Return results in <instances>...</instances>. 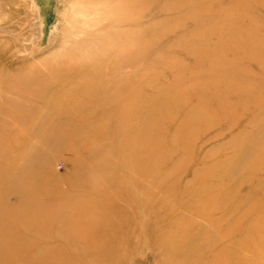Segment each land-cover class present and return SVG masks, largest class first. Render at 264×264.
<instances>
[{
  "label": "rangeland",
  "instance_id": "374dc122",
  "mask_svg": "<svg viewBox=\"0 0 264 264\" xmlns=\"http://www.w3.org/2000/svg\"><path fill=\"white\" fill-rule=\"evenodd\" d=\"M64 61L66 68L80 65L76 67L79 70L72 71L70 82L87 83L89 77L91 82L102 80L97 86L103 85L110 94L109 76L115 82L120 78L130 80L134 77L135 86L130 80L121 83V89L128 92L136 87L141 95L146 93L145 105L156 101L159 108L164 112L166 108L170 115H174L172 110L177 107L180 111H176V123L186 113L193 123L186 132L189 134L181 132L178 136L176 150H173L172 140L176 138L174 132L177 128L176 123L169 122L170 116L158 129L147 123V133L144 129L138 132L135 144H142L143 154L146 157L157 155L161 148L165 159L163 154L158 161L152 159L146 168L145 178L137 181L138 184L123 181L124 189L127 184L132 191L130 198L125 192L118 194L111 185L116 174L111 166L97 174L95 188L90 191L82 188L85 182L81 178L71 184L72 190L67 189L69 184L64 178L73 169L72 162L78 159L79 154L70 153L63 148L64 144L58 145L60 148L56 152H51L50 145L40 140V134L26 132L22 137V142L26 141L23 150L17 152L14 145L10 148L11 153L16 158H26V150L31 153V148L44 146L48 162L44 160L41 164L40 174L44 176L43 180L59 185L60 189V192L44 193L48 198L44 197L46 195L37 196V199L43 197L47 200L54 196L59 201L57 207L50 199L44 203L51 205V210L45 207V216H49L47 208L48 212L55 213L61 208L60 202L70 203L77 197L92 199L97 192L103 196V204H109L106 200L113 195H120L117 203L126 215L115 217L108 224L110 229L100 233L103 225L96 223L99 220L97 212L92 218L89 215L78 216L88 203L83 204L81 209L84 210H74L73 206L68 211H59L63 221L66 219L65 223L62 220L61 224L58 223L61 226L31 234L24 229L19 230L27 234L21 245L42 246L39 248L52 252L62 246L60 242L64 241L59 240L62 236H68L69 242H73L74 235H79L71 223L80 219L85 221H80L85 226L82 228L89 227L96 232H91V237L108 242L106 247H100L102 250L117 252L113 264H186L177 263L175 257L183 252L179 250L182 247L180 242L184 244L187 241H192L188 246H193L194 251L207 249L208 242V248H212V244H215L214 248L218 244L223 246L231 257V264H243L244 260L255 264L250 253L252 243L245 239L252 238L255 231H251V226L254 223L255 226H264V210L261 213L264 208V164H256L261 169H256L255 174H252L253 165L250 164L253 156L258 155L255 146L264 154V0H0V116L12 109L14 101L11 97L14 99L15 96L9 89L18 85L14 80L7 82L4 76L20 75L37 82L44 78L48 81L51 76L63 74L58 66ZM144 70H147V75L143 74ZM68 73L66 70L64 75ZM143 76L146 77L139 79ZM147 83H151L150 89ZM57 84L52 83L50 89L61 85ZM24 89L23 100L32 102L29 85ZM51 95L52 92L48 94ZM219 105L222 110H231L232 113L229 120L223 121L224 124L213 123L214 112ZM156 114L154 110L151 119ZM202 114L210 118L206 128L198 122ZM84 117L82 122L98 118ZM35 118L36 122H42L41 117ZM101 119L103 121L93 124H105L106 117ZM107 123L106 129L112 122ZM150 123L154 124L155 120ZM7 125L10 126L9 123ZM8 130L0 136L3 142L1 149L21 141L18 133L21 130ZM43 130L41 126L39 131ZM191 136L192 139H188ZM86 137L96 142L99 151L110 150V157L118 159L121 164L117 168L120 175L127 172L125 155L121 156L116 151L112 131L102 135L87 132L74 136L73 140L84 142ZM121 143L124 147L125 141ZM245 146H249L251 152H245ZM150 169L156 176L147 177ZM232 169L236 172L230 173ZM204 175L207 180H204ZM62 183L66 184L63 186ZM206 199L207 204H202ZM96 205L97 200L93 198L89 206ZM125 216L128 218L123 227L126 231H121V223L115 220ZM86 220L94 221L87 223ZM107 220H112V216ZM99 225L101 229L97 228ZM213 235H217L219 241ZM45 236H49L48 239ZM121 237L129 238V242L121 241ZM44 243H49V246ZM50 245L53 246L51 250ZM69 247L66 252L71 254L75 246ZM62 250L64 253L65 247ZM98 253L102 254V251ZM85 258L89 260L88 264H96L95 253L89 248ZM260 260L258 264H264V253Z\"/></svg>",
  "mask_w": 264,
  "mask_h": 264
},
{
  "label": "bare ground",
  "instance_id": "6f19581e",
  "mask_svg": "<svg viewBox=\"0 0 264 264\" xmlns=\"http://www.w3.org/2000/svg\"><path fill=\"white\" fill-rule=\"evenodd\" d=\"M58 67L63 72V74H59L61 76H51L48 81H46V78H44L42 82H37L35 80L29 79L28 76H20V75L6 76V77L4 76V79L8 80L7 82L10 83L11 80L12 82L14 80V82L18 85L17 86L14 85L15 87L9 89V90H12L14 93L13 94L15 96L14 99H12L11 97V100L14 101L12 103L14 104L12 105V103L10 102L12 105L11 106L12 109H10V111L4 112V114L0 116L1 117L0 136L5 135V131L7 129H9L10 131H13L14 129V132H15L16 131L15 128H18L19 130H21L20 132H18L21 134V141L17 142L19 144L14 143V144H11L10 146H6V148L4 149L0 148V264H88L90 262L88 259L86 260L85 258L86 250H88V248L95 253V259L97 258L96 264L97 262L99 264L100 263L99 261H104L106 264L107 263L113 264L114 260H116L115 257H117V252H114L112 249H107L105 251V248L102 250V248L100 247H104V246L106 247L108 242H106L105 240H101V238L91 237L92 233L95 231L94 229L92 231L91 228L89 227L82 228L83 223L81 224L80 221L85 222L84 220L79 219V221L76 220V222L74 223L71 220L72 222L71 224L72 225L74 224L72 226L73 228L72 227L71 228L74 229L75 231L80 232L79 235L78 233L74 235L75 239L71 237L72 235L69 237V238L74 239L73 242L71 240L69 242V240L67 239L68 236L63 237L61 235L62 238H59V240L62 239L61 241H64V242H60L62 246H60L58 249L52 252H48L46 250L44 251L45 248L40 249L39 247H42V246L35 247L33 245L32 246L21 245V241L25 238L27 234L19 230L24 229L25 230L24 232L27 231L30 234L31 232L33 233V231L40 233L43 230L48 229V228H50L51 230V227L55 226L56 228V225H59L58 223H60L61 220H62V223L66 221V219H64L63 221V219L60 217L61 214L59 213V211H62V212L68 211L69 208L73 206H75L76 208L75 209L73 207L72 209L74 210H77V208H79L80 210H84L81 208L83 207V204H87V203H88V205H86L87 208H85L84 211L79 212L78 216L79 215H89L92 218L94 216V212L96 211L97 212L96 217L99 218L98 222L96 221V223L101 222L103 225L102 226L103 229L101 230L100 233H105L107 229H110L108 227V224L111 221H113L115 217H117L118 215H126L125 211H123L117 203V199H118L117 196H120V195H117V196L113 195L112 197H110L109 200H106L110 202L109 204H106V203L103 204L102 202L103 196L98 192H97V196L92 197V199L91 198L87 199V197L82 199L83 193H85L83 192L81 199L77 197L75 199H72L73 202H70V203L66 202L65 204L60 202L61 208L59 211L57 209L55 213L54 212L52 213V211L48 212L51 210V207H49L51 205L49 203V206H47V204H44V203H48L47 201L50 199L51 200L50 202L53 204V206L57 207V205H59V203H57L59 202L57 198L56 197L53 198L54 196H51L50 194L49 195L52 198H49L48 200L43 199V197L42 199L41 197L37 199V196H40V195L44 196L51 191H56V190L59 191L60 189L58 187L59 186L58 183H57L58 186L51 185L50 182L43 180L44 176H41L40 174L41 173L40 166L41 164H43L44 160L45 161L47 160L46 158L48 157L47 154L45 155V150H46L45 147L42 145H39L36 148H31L32 154L30 153V151L26 150L27 152L26 158H21V156L19 158H16L10 151V148L13 147L14 145H15L17 152H21L23 150V145L24 143H26V141L23 140L22 142V137L26 134V132L33 131L34 135L40 134V140H42V142H46L45 143L46 145L48 144L50 145L51 152H56L58 148H60L58 145L64 144V147L63 146L61 147L66 148L70 153L79 154L77 155L78 157L76 156L78 159L72 162L73 169L70 170L69 174L67 173L68 175L64 178L65 181H67V183L69 184L67 186V189L72 190L71 188L74 182L77 183L78 179L81 178L80 180L82 182L83 181L85 182V185H82V188L87 190V192L90 191V189H92L95 183V177L96 176L98 177L97 174L100 175L101 171L104 172V170L108 166H111L113 170H116V174L113 177L112 181L110 182L111 185L114 186V189L118 194L125 192L124 194L129 195V198H130L132 196V193H131L132 191H130L131 189L129 188L127 184L124 189L123 181L126 183H130L131 185L133 183L138 184L137 181H140L143 178H145L146 168L148 167V164L151 162V160L155 159L158 161L161 155L163 154L162 149L158 147L160 151L159 154L149 155L148 157H146L143 154L144 149L142 148V144L139 142L135 144V137L138 138V132H142L143 129H144L145 134L147 133V129H146L147 123L150 127L154 129H158L160 125L162 124L163 120L169 116L171 117L169 122L176 123L177 121L176 111H180V109H177V107H175V110H172L175 112L174 115L172 113L170 115V113H166L170 111L165 108L166 112H164L162 109L159 108V105L156 101L152 102L153 106L151 104L145 105L146 93H144V95L143 94L141 95L138 91L139 89L137 90L135 89L136 87H133L132 90L128 92L125 89H121L120 87L121 83L125 84L126 81H130V80L134 83V86H135V78L132 76H131L132 79L130 80L129 79L127 80V78H120L121 80L119 79L120 81L118 82H115V80H113L112 77L109 76L110 77V80L108 82V86L110 88V94H109V91L105 89L106 87L105 88L102 87L103 85L100 87L97 86V84L102 82V80L101 81L99 80V82H91L92 78L89 77L87 83H81L78 81L70 82V78L73 75V74L71 75L72 71L79 70V68L77 69L76 67H80V65L75 64L72 67L66 68V61H64ZM66 70H69V73L64 75L66 73ZM146 71L147 70L142 71L144 75L148 74ZM78 73L80 72L78 71ZM145 77L146 76L139 77V79L140 78L144 79ZM54 82L58 83L59 85L61 84V85L50 89V85ZM62 83H66V84L62 85ZM25 85H29L30 87L29 94H30L32 102H28L26 100H23L22 98V95H25L26 93V90L24 89ZM146 86L148 89H150L152 85L151 83H147ZM237 88H239V86ZM229 91L230 90L228 89V92ZM235 91L237 92L236 87H235ZM51 92H52V95L48 96V94ZM237 94H239V92ZM156 96L157 95H154V97ZM222 96L223 95H221V97ZM242 96L243 95L241 94L240 97ZM32 104H34L33 107H32ZM222 108L223 107L219 105L216 110L214 109L215 112L213 111L214 112V117H213L214 122L213 123L219 124L222 122L224 124L223 121H226L227 119L229 120V117L232 115L231 110L227 112L226 110H222ZM154 110H156L157 114L156 116L153 115L151 119V116ZM245 114L247 115L248 113H245ZM87 115L93 116V117L96 116L98 118L96 119L94 118L90 122H88V120L85 122H82L81 120L83 119V117L84 116L87 117ZM187 115L188 113L183 115L180 118L181 120L179 119L180 121L177 122L175 125V128L177 129H175V132H174V137L176 138L172 140V144L174 146L173 150H176V145H177V141L179 138L178 136L180 135V133L184 132L185 134H189L186 132L187 130H190V128L188 127L191 123H193V121L187 118ZM35 117H41L42 122H36ZM101 117L102 118L106 117V120L104 122L107 126H108L107 121L112 122L111 126L108 129H106V125L103 123H100V124L97 123L95 125L93 124L94 122H97V121H103ZM150 119L151 121L155 120V123L151 124ZM209 120L210 118L208 117L207 114H202L201 116L198 117V122H200V125L203 126L204 128L208 127ZM7 123H9L10 126H8ZM41 126L44 128L42 132L39 131L41 129ZM9 130L7 132H9ZM106 131H112V135H113V139L115 143V149H117L116 151L121 156L125 155V157L123 158H125L127 162V165H126L127 172L126 173H123L120 175L117 168L118 166H121V164L117 161L118 159H112V157H110V150L106 152L99 151L96 148V142L94 143V140H91L88 137L84 138L85 139L84 142L81 139L80 141H78L77 139L73 140L74 136L76 135L77 136L83 135L84 133H87V132L88 134L94 132L96 135H102V133ZM184 133H182L181 135H183ZM190 138L192 139V136L189 137L188 139ZM123 141H125L124 147H122V143H121ZM1 143L3 142H1L0 140V144ZM243 150L245 152L247 151L251 152V148L249 146H245ZM255 150L258 152V155L256 157L253 156L254 161H252L253 159L250 160V164L254 166V167L253 166L251 167V169L253 168L252 174L256 173V169H261L257 167L256 164L258 165L264 164L263 163L264 154L262 155L263 150L259 151V148H257V146H255ZM64 151L66 152V150ZM5 153H8V154H5ZM69 155H72V154H69ZM12 156L15 157L16 159H12ZM113 157L115 156L113 155ZM162 158L165 159V154H163ZM48 159H51V158H48ZM117 162H118V165H115ZM79 167L83 170L81 171ZM87 167H90V169ZM13 168L15 169L14 174H13V171H14ZM233 171L234 169H232L230 173L236 172V171L234 172ZM150 176L151 177L156 176L152 169H150L147 172V177H150ZM116 178L119 179L118 182ZM98 180L100 179L98 178ZM103 180H106V179L103 177ZM204 180H207V177L205 175H204ZM50 181H51V178H50ZM234 183L236 184V182ZM65 184L62 183L61 185L64 186ZM98 186H101V185H98ZM64 193L66 194V192ZM47 196L48 195L44 197H47ZM11 197L14 198V200L11 201L10 200ZM93 198L97 200V205L95 207L94 206L90 207L89 205H91ZM207 201L208 199L204 200L202 204L203 203L207 204ZM126 203L128 204L129 202L126 201ZM45 207L50 208V210L49 208H47L48 211L46 210L47 213H49L48 217L45 216L46 214H44ZM263 210L264 208H262L261 213L263 212ZM64 214H67V212H64ZM69 214L70 213L68 212V215ZM111 216H112V220L108 221L107 218L108 217L110 218ZM127 220L128 218L126 216L121 220H115L116 222L121 223V228H120L121 231L122 230L126 231V228H123V227L125 223L127 222ZM89 221L91 222L92 220H89ZM89 221L86 220L87 223ZM48 223L49 225H47ZM87 225L88 224H86V226ZM17 226H19L20 228H18ZM83 227L85 226L83 225ZM97 228L101 229L100 225ZM4 230L6 233L5 236H3ZM251 231L252 232L255 231L254 234H252V238L250 239L247 237L245 241L252 243V250L250 251V253L255 258V264H258V261L260 260V258L262 257L264 253V226H261V225L255 226V223H254L251 226ZM82 232L84 234V238H82ZM217 235L215 236L213 235V236L215 237V240L217 239V241H219V239L217 238ZM48 237L49 236L47 237L45 236L44 238L48 239ZM120 240L126 243L129 242V238L121 237ZM57 244H55L54 246H56ZM180 244L182 245V247L179 250H182L183 254L179 253L180 255L175 257L177 263L186 262V264H191V263L231 264L232 260H231V257L228 255V251L223 246H220L218 242H217L218 245L215 248H214L215 244H212V248L211 247L208 248L210 245V242H208L207 249H203L200 251H194L193 246H188L189 244H192V241L184 242V244L180 242ZM44 245L49 246V243L48 244L44 243ZM69 245L75 246V248L71 246L73 247V250H72L73 252H71V254L66 252V248L69 247ZM51 246L52 245H50V250H51ZM63 247H65L64 253L62 250ZM83 248H85V251L83 250ZM97 249H98V252L102 251V254L98 253ZM87 257L91 258L89 256ZM249 262L250 261L244 260L243 264H250Z\"/></svg>",
  "mask_w": 264,
  "mask_h": 264
}]
</instances>
